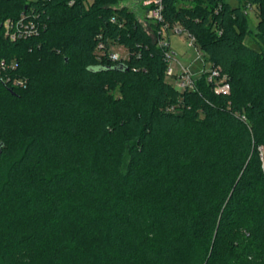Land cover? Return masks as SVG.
<instances>
[{
    "label": "trees",
    "instance_id": "1",
    "mask_svg": "<svg viewBox=\"0 0 264 264\" xmlns=\"http://www.w3.org/2000/svg\"><path fill=\"white\" fill-rule=\"evenodd\" d=\"M127 1L0 0V264H264V0ZM177 23L228 93L176 87Z\"/></svg>",
    "mask_w": 264,
    "mask_h": 264
},
{
    "label": "built area",
    "instance_id": "2",
    "mask_svg": "<svg viewBox=\"0 0 264 264\" xmlns=\"http://www.w3.org/2000/svg\"><path fill=\"white\" fill-rule=\"evenodd\" d=\"M143 4L145 6H151L147 10V17L145 21H153L160 22L163 21V0H143ZM4 30L6 36L11 38L12 40H18L20 38H28L33 35L38 34L39 26L38 23L32 19H29L25 13L21 14V17L18 20H13L11 18H7L3 22ZM176 32L186 31L194 40V37L179 23L175 24L172 28ZM168 31L167 25L163 27L164 37L159 41L162 46H168L165 39V33ZM168 58L171 61L170 52L167 53ZM114 58H119L118 54L113 55ZM0 65L5 68V60H1ZM168 76L174 77L175 85L178 89L184 90L188 88H193L195 79L189 74V71L186 67L181 66L179 72L175 71L174 68L170 66L167 71ZM208 80L214 84V90L216 92L228 93L230 91V84L226 81L225 77L222 76L220 67H212L210 68V73L208 75ZM262 158L264 161V155L262 153ZM263 171H264V163H263Z\"/></svg>",
    "mask_w": 264,
    "mask_h": 264
},
{
    "label": "rangeland",
    "instance_id": "3",
    "mask_svg": "<svg viewBox=\"0 0 264 264\" xmlns=\"http://www.w3.org/2000/svg\"><path fill=\"white\" fill-rule=\"evenodd\" d=\"M231 3H236V0H228ZM124 4L128 5L131 9L136 10L138 16L146 24L147 10L143 4V0H128ZM250 26L252 30L257 29L259 20L258 13L255 9H250ZM165 39L170 44L171 66L174 70L179 72L181 66L186 67L189 74L194 78H198L202 73L211 68L210 62L205 60V55L201 47L192 40V37L186 32H176L174 29H169L165 33ZM116 52L119 56L127 55V50L117 45ZM174 80V77H170ZM264 155V147H262Z\"/></svg>",
    "mask_w": 264,
    "mask_h": 264
}]
</instances>
